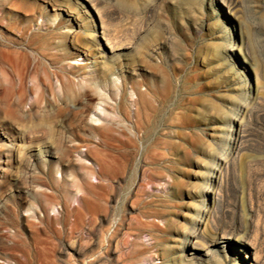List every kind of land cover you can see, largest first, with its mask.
<instances>
[{
    "label": "rangeland",
    "instance_id": "obj_1",
    "mask_svg": "<svg viewBox=\"0 0 264 264\" xmlns=\"http://www.w3.org/2000/svg\"><path fill=\"white\" fill-rule=\"evenodd\" d=\"M94 3L0 0V264H264V0Z\"/></svg>",
    "mask_w": 264,
    "mask_h": 264
},
{
    "label": "bare ground",
    "instance_id": "obj_2",
    "mask_svg": "<svg viewBox=\"0 0 264 264\" xmlns=\"http://www.w3.org/2000/svg\"><path fill=\"white\" fill-rule=\"evenodd\" d=\"M86 1H88V2H90V4H91V7L93 8V9H95L96 10V15H97V17H99V22H100V25H101V28L102 29H104L103 27H104V22H103V20H102V18H101V15H100V10L96 7V5H95V1H97V0H86ZM93 27L95 28V30L98 28V24H96V22L95 21H93ZM101 36H102V39H103V41L105 42V47H107V51H105V52H107V53H113L114 52V48H113V45L114 44H112V41L110 40V36H108L107 35V33L105 32V30H103L102 32H101ZM99 48V47H98ZM115 53V52H114ZM102 59V58H101ZM103 61V60H102ZM90 73V72H89ZM84 76V75H83ZM86 77V76H85ZM89 77V76H88ZM91 77V76H90ZM95 77V76H94ZM86 82V81H85ZM87 83V82H86ZM87 85V84H86ZM81 86H82V84H81ZM90 85H88V87H89ZM7 88H9V87H7ZM78 88V87H77ZM79 88H80V86H79ZM85 88V87H84ZM10 89V88H9ZM8 89V90H9ZM3 90H5V89H3ZM64 93H65V95H73V93H75V90H74V88L73 87H71V86H65L64 87ZM88 90V89H87ZM82 91H83V89H82ZM95 92V91H94ZM141 93V92H140ZM61 94V93H60ZM93 94H95V93H93ZM148 98V97H147ZM146 97H145V93L143 94H140L139 95V98L138 99H140L141 101H142V104L144 105V106H146V105H148V99H147ZM39 100V99H38ZM136 104H138V103H136ZM151 104V103H150ZM41 105V104H40ZM140 105V104H139ZM99 106V105H98ZM142 107V106H141ZM150 107H152V106H150ZM145 110V109H144ZM122 111V110H121ZM148 111V110H147ZM146 112V111H145ZM153 112H156V110L155 111H153ZM91 114V117L90 118H92V121H94V122H99V121H101V120H105V118L103 117V119H102V116H103V114H105L104 113V110L103 109H100L99 107L98 108H94V110L92 111V113H90ZM144 114V113H143ZM106 115V114H105ZM124 115V114H123ZM152 115V114H151ZM115 116V115H114ZM125 116H126V114H125ZM143 116H145V114L143 115ZM146 118V117H145ZM138 119H139V117H138ZM144 120V119H143ZM147 120V119H146ZM236 121V119L234 120V122ZM111 127V126H110ZM102 130H105V131H107V129L106 128H103ZM111 131V130H110ZM22 136V135H21ZM105 137H106V135H105ZM109 138H110V136H109ZM22 140V139H21ZM28 143V142H27ZM30 143V142H29ZM2 147H3V145H2ZM4 147H5V152H6V157L7 158H9L10 157V153H11V149H12V146L11 145H4ZM32 147V146H31ZM106 159V158H105ZM100 159H98V161H99ZM107 160V159H106ZM111 161V160H110ZM221 161H222V159H221ZM104 162V161H103ZM109 162V161H108ZM0 163H3L4 164V162H0ZM106 163V162H105ZM109 163H112V162H109ZM108 163V164H109ZM6 164V163H5ZM107 163H106V165H108ZM219 166V167H218ZM220 167H221V165H218L217 164V167H215L214 168V170H213V172H212V175H211V182H212V180L214 179V182L217 180V176H218V172L220 171ZM101 168V167H100ZM0 170H1V167H0ZM102 171V170H101ZM90 173V172H89ZM102 173V172H101ZM99 177V176H98ZM208 190V189H207ZM206 193H207V196H210V194L212 193L211 192V190H209V191H206ZM205 213H206V211L203 209L202 210V212L200 213L201 214V216H200V219L198 220V222L196 223V225H195V228H194V230L189 234V237H188V239L186 240V243H185V247H187V248H190V250L193 252L192 254H195V255H197V256H200V253H196L195 251L197 250H201V251H203V253H201V254H203V256H205V257H212V252H211V249H210V247L209 248H199L198 247V240L200 239V238H202V236H203V232H204V230H202V223H203V221H202V219H203V216L205 215ZM96 232V231H95ZM93 233V232H92ZM104 235V234H103ZM205 237V236H204ZM211 238V237H210ZM228 238V237H227ZM222 239H223V237H222ZM202 240V239H201ZM251 242V241H250ZM250 242L247 240V239H241V240H239V248H237V252H244V258H243V264H259V257H258V254L255 252V251H253L252 252V249H253V247H252V243L250 244ZM216 245V241L214 240V239H212V240H209V246H211V247H213V246H215ZM204 246V245H203ZM224 249H226V248H224L223 247V250ZM214 255V254H213ZM220 257V256H219ZM212 259V258H211ZM207 260H208V258H207ZM215 260V259H214ZM261 260V259H260ZM194 261V260H193Z\"/></svg>",
    "mask_w": 264,
    "mask_h": 264
}]
</instances>
